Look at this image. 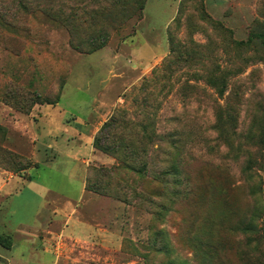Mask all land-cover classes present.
Returning a JSON list of instances; mask_svg holds the SVG:
<instances>
[{
    "label": "rangeland",
    "instance_id": "1",
    "mask_svg": "<svg viewBox=\"0 0 264 264\" xmlns=\"http://www.w3.org/2000/svg\"><path fill=\"white\" fill-rule=\"evenodd\" d=\"M133 1L0 0V183H38L1 204L30 218L25 196L37 192L34 205L49 186V199L78 208L92 239L57 233V264H216L201 243L217 236L231 262L260 264L249 256L264 234L235 228L252 213L264 228V47L253 38L264 0H146L140 17ZM109 4L106 45L73 46L69 28L91 40L103 22L87 12ZM35 95L51 102L25 110ZM88 111L101 122L92 145L111 122L99 132L111 151L93 146L82 193L80 165L58 152L85 137ZM172 163L177 175L165 173Z\"/></svg>",
    "mask_w": 264,
    "mask_h": 264
},
{
    "label": "crops",
    "instance_id": "2",
    "mask_svg": "<svg viewBox=\"0 0 264 264\" xmlns=\"http://www.w3.org/2000/svg\"><path fill=\"white\" fill-rule=\"evenodd\" d=\"M109 103L110 98L106 94L101 105L108 106ZM61 110L64 120H66V115L70 114L73 116L71 118L73 123L78 124L76 115L67 111L64 106L61 107ZM92 113V111H88L84 116V120L81 121L88 125V128L84 129L86 132L85 137L77 139L72 146L66 144L62 151L58 152H64L65 156L75 162V164L80 165L83 176L82 193L85 191L84 175L86 165L96 154L92 145L93 135L97 126L101 123L100 121L98 124L93 121L88 122ZM103 114L97 110L96 114L93 115L94 118H98ZM72 126L76 127L71 123L70 127ZM80 132L81 130L78 128H71V132L67 135L72 136L73 139L74 135L76 133L80 134ZM32 185H36L34 189L38 185V183L32 182V177L26 182L9 180L0 183V233L11 237V246L9 248L0 245V264H57V260L60 259L58 257L55 258L54 240L57 238V233L61 234L64 242L67 240L72 241L73 239L80 240L81 238L92 239V235H90L92 223L79 214L78 208L71 205L65 195H62L64 198L58 195L59 201L49 199L48 193L51 191L48 188L49 186L42 188V192H45L38 202L34 201V205V196L31 195L35 194L36 196L37 192L25 196L26 200L30 202H28L27 206L24 205L26 213L30 214V218L16 221L14 217L16 210L10 209L7 211L5 206L1 204L2 196L7 194L10 196L9 199L24 197L23 189L28 186L27 189L32 191ZM56 204L60 207H56ZM56 228L58 231H56Z\"/></svg>",
    "mask_w": 264,
    "mask_h": 264
},
{
    "label": "trees",
    "instance_id": "3",
    "mask_svg": "<svg viewBox=\"0 0 264 264\" xmlns=\"http://www.w3.org/2000/svg\"><path fill=\"white\" fill-rule=\"evenodd\" d=\"M146 0H134L133 1V7H132V11L134 12V14L137 17L141 16V10L144 6V2ZM115 4H109V5H105V6H99L100 9L97 12V9L93 12H87V15L90 14V16H93L94 14L98 17H100L102 19V22L99 27L95 30V31H91L89 32V34L87 35L88 38L91 37V40H85V39H79L77 38V35L75 36L74 33L77 34L76 30H72V28L70 27L69 30L72 33V45L75 46L77 49H85L86 52H92L95 51L97 49L102 48L103 46L106 45L107 42V38H108V30L106 28V23L107 20L109 19H115V17H113L114 14H112V8H114ZM91 18V17H90ZM72 20H70L71 23ZM72 27H74L72 25ZM253 38H256L259 40V42L261 43V45L264 47V33L259 32L256 33ZM252 38V39H253ZM252 39H248V40H252ZM75 41V42H73ZM171 37H170V43H171ZM59 97V93L56 95L57 99ZM51 101L49 100L48 97H43L41 98L39 95H35L34 98L31 100V102L27 105L25 110H30L31 107L38 103H50ZM109 126H111V122H105L101 128L98 131V134L95 136L94 140H93V146H95L96 148H99L103 151H107L110 152L111 151V147L110 146H105L103 143H101L100 137H99V132L105 130L106 128H109ZM111 128V127H110ZM261 132H262V128H261ZM4 156L12 161V162H16V161H20V157L18 155H16L15 153H12L8 150H3L2 151ZM176 167L177 164L176 163H172L168 166L167 170L165 171V173L167 175H177L176 173ZM28 168V167H25ZM24 168V169H25ZM247 181H249L252 185H251V193H255V191H260L261 190V185H263V182L261 181V178L256 176V174H247L246 175ZM196 196V195H194ZM258 211V209H257ZM255 214L252 213L251 217H249L247 219V221H241L238 224L240 225L239 229L235 230H239L241 232L244 233V236L248 237L249 233L250 234H259L258 235V239H260V235L264 234V228H257L256 225H254L253 223V216ZM221 223V222H219ZM215 225V223H212ZM232 229V228H231ZM219 232V231H218ZM256 240V239H255ZM257 241V240H256ZM0 245L6 248H9L11 246V238L8 235H4L0 233ZM201 245L203 246L204 249V254L207 255L208 259L210 260H214V262L216 264H246V263H241V262H231L230 258L227 257L226 252L229 254V252L227 250H229V248L224 247V245H226L225 240H223L222 237H218L216 239H211V240H206L205 242H202ZM246 245L248 246V243H246ZM223 246L224 250L219 249V247ZM252 252H254L253 254H251L249 256V259H260L261 256V262L260 264H264V248L261 247V244H258L256 246H253L250 249ZM246 255V253H245ZM250 263V261L248 260V264ZM170 264H173V262H170ZM180 264H187L186 262L182 261L180 262Z\"/></svg>",
    "mask_w": 264,
    "mask_h": 264
}]
</instances>
